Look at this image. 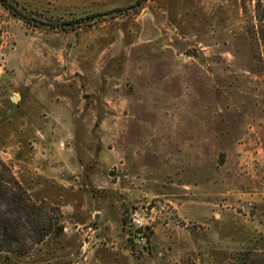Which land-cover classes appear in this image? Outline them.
Returning <instances> with one entry per match:
<instances>
[{
  "label": "rangeland",
  "instance_id": "374dc122",
  "mask_svg": "<svg viewBox=\"0 0 264 264\" xmlns=\"http://www.w3.org/2000/svg\"><path fill=\"white\" fill-rule=\"evenodd\" d=\"M7 1L0 264H264V0Z\"/></svg>",
  "mask_w": 264,
  "mask_h": 264
},
{
  "label": "trees",
  "instance_id": "16d2710c",
  "mask_svg": "<svg viewBox=\"0 0 264 264\" xmlns=\"http://www.w3.org/2000/svg\"><path fill=\"white\" fill-rule=\"evenodd\" d=\"M0 4L6 8L7 10H11L10 12H15L14 9L10 7L7 0H0ZM15 16H19L14 14ZM22 20H26L25 17L19 16ZM41 24V23H40ZM3 208V210H1ZM16 209L17 216H20L17 220L19 221L23 214L30 215L31 217H38V207L34 204L30 203L29 198L26 195V191L19 185V183L12 176L10 169L4 162L0 160V224L4 223L8 219L6 212L9 209ZM27 212V213H26ZM2 213V214H1ZM40 220H35L34 222V239L35 244L41 243L45 237L50 234L51 225H47L45 227L43 224L38 222ZM2 226H0L1 228ZM62 232L61 228H57L54 232V235H59ZM17 237V236H16ZM15 240H18L15 238ZM9 253H17L13 251L12 244L9 239L6 237V229L5 227L1 228L0 231V260L1 259H9ZM5 254V255H3ZM255 261L253 262V264Z\"/></svg>",
  "mask_w": 264,
  "mask_h": 264
},
{
  "label": "built area",
  "instance_id": "2783aa9c",
  "mask_svg": "<svg viewBox=\"0 0 264 264\" xmlns=\"http://www.w3.org/2000/svg\"><path fill=\"white\" fill-rule=\"evenodd\" d=\"M131 221L129 220V224L132 226L133 228V237H132V241L140 247L145 246V234L144 231L142 230V219L139 217V215H137L136 213L131 215Z\"/></svg>",
  "mask_w": 264,
  "mask_h": 264
}]
</instances>
